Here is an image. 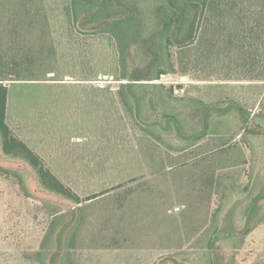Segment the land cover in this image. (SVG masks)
<instances>
[{"label": "rangeland", "instance_id": "rangeland-1", "mask_svg": "<svg viewBox=\"0 0 264 264\" xmlns=\"http://www.w3.org/2000/svg\"><path fill=\"white\" fill-rule=\"evenodd\" d=\"M71 1L0 0L6 123L82 199L78 206L44 190L36 169L3 153L0 132V264H41V242L56 214L73 216L72 264H178L162 262L170 256H179L180 264H206L204 245L216 217L240 232V220L247 218L242 208L250 204L257 225L243 245L216 244L213 251L220 264H264L263 137L243 132L225 145L222 136H209L187 147L167 126H157L155 135L147 132L121 103L120 87L127 81L120 78L115 39L101 32L104 23L86 27L85 17L73 24ZM239 1L264 25V0L251 6ZM204 24L203 18L195 51L168 50L177 74L152 83L174 87L179 97L237 102L264 119V82H207L233 73L229 56L237 54L218 48L211 56L216 68L205 70L202 38L212 32L205 33ZM153 45L148 44L151 53ZM133 49L127 53L129 69L145 73L155 55ZM259 55L264 58V50ZM185 67L188 74H181ZM145 112L152 123L161 119L149 103ZM226 112L224 120H214L216 129L244 124L241 111Z\"/></svg>", "mask_w": 264, "mask_h": 264}, {"label": "trees", "instance_id": "trees-1", "mask_svg": "<svg viewBox=\"0 0 264 264\" xmlns=\"http://www.w3.org/2000/svg\"><path fill=\"white\" fill-rule=\"evenodd\" d=\"M251 1L247 0L250 6L253 4ZM97 7L99 9L93 13ZM248 11L241 6L239 0H136V2L132 0H94V2L93 0H73L72 3L73 21L80 22L86 17L87 21L84 22L86 27L95 23H104L101 32L112 36L117 43L120 54V78L122 81H127L120 87L121 103L129 108L133 115L135 114V118L143 122L147 132L155 135L157 131L159 132L157 126H167L171 136L189 142L187 147L189 145L192 147L209 136H222V142L228 145L233 141V137L241 136L243 132L255 137L262 136L264 139V119L259 111L253 115L240 103L233 101L208 103L195 98L179 97L175 95L174 87L152 83L164 75L177 74L176 66L168 50L171 47H178L184 51H187L186 49L189 52L195 51L191 46L196 42L203 18L204 32H212L211 36L202 38V52L200 51L199 57L205 63L204 69L206 70L208 66L216 68L211 56L218 48L225 46L226 49L237 54L235 59L229 56L228 69L233 73L229 72L224 78L207 82H264V58L259 55L264 50V25L260 22L258 13L248 14ZM213 14L217 16L215 23ZM116 18L120 19L113 21ZM149 43H154L152 52L155 57H153L154 61L150 62L151 66L148 65L145 73L140 69H129L127 53L133 52L135 50L133 48H136L138 55L153 54L149 52ZM198 60L200 61V58ZM193 62L191 61L192 66L195 63ZM148 70H151L150 74H147ZM187 72L188 67H185L181 74H188ZM1 78L0 132L3 138V153L11 158L23 159L36 169L44 190L58 199H66L79 206L82 203L80 196L62 184L45 167L42 158L12 134L6 123L9 88L1 83L3 82ZM148 103L152 108H156V112L158 111L161 118L159 121L152 123L151 119L145 117V108ZM228 110L231 113L236 110L241 111V121H244V124L237 123L236 126L224 130L216 129L214 120L218 118L224 120L228 116L226 112ZM221 112L226 113L220 115ZM262 152L263 160L260 163L264 164V148ZM248 190L249 186H246L245 192ZM253 207L254 204H250L242 208V216L246 215L247 218L240 220L242 226L240 232H231L226 222H221V219L216 217L208 230L204 245L205 249L209 250L204 253L206 264H220L219 259L216 258L217 253L213 251L216 244H220L223 249L230 246L238 249L243 245L257 225L252 221ZM182 254L183 259L187 260V254ZM178 257H164L162 262L173 261L180 264ZM202 259L203 257L200 260Z\"/></svg>", "mask_w": 264, "mask_h": 264}, {"label": "crops", "instance_id": "crops-1", "mask_svg": "<svg viewBox=\"0 0 264 264\" xmlns=\"http://www.w3.org/2000/svg\"><path fill=\"white\" fill-rule=\"evenodd\" d=\"M72 3L68 5V13L72 18ZM78 23V22H75ZM73 216L66 214H56L53 217L46 236L42 239V250L40 252L41 264H72L71 255L74 251V235L77 229L73 225Z\"/></svg>", "mask_w": 264, "mask_h": 264}]
</instances>
